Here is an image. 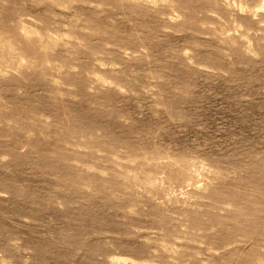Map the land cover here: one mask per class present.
<instances>
[{"label":"rangeland","instance_id":"obj_1","mask_svg":"<svg viewBox=\"0 0 264 264\" xmlns=\"http://www.w3.org/2000/svg\"><path fill=\"white\" fill-rule=\"evenodd\" d=\"M0 264H264V0H0Z\"/></svg>","mask_w":264,"mask_h":264}]
</instances>
